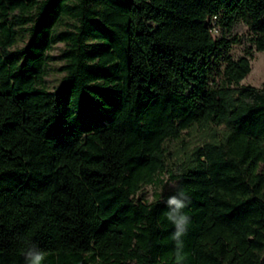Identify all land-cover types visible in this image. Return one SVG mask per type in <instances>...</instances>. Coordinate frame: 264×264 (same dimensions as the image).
Returning <instances> with one entry per match:
<instances>
[{"label": "trees", "instance_id": "16d2710c", "mask_svg": "<svg viewBox=\"0 0 264 264\" xmlns=\"http://www.w3.org/2000/svg\"><path fill=\"white\" fill-rule=\"evenodd\" d=\"M249 27L234 40L211 20ZM264 0H0V264H177L164 201L190 217L181 264H264ZM26 37L22 46L17 44ZM62 43V84L44 83ZM206 140L169 163L165 143ZM173 182L154 200L144 185Z\"/></svg>", "mask_w": 264, "mask_h": 264}, {"label": "rangeland", "instance_id": "374dc122", "mask_svg": "<svg viewBox=\"0 0 264 264\" xmlns=\"http://www.w3.org/2000/svg\"><path fill=\"white\" fill-rule=\"evenodd\" d=\"M260 21L264 22V17ZM209 23L213 26L211 34L214 38H225L228 40H234L235 38V41H232L228 49L222 51L221 54L216 52L212 57L214 62L213 72H216L215 76L219 80L218 68L223 64L224 58L230 56L232 59H237L244 55L246 48L249 46L250 32L247 23L240 19L236 20L230 29H227L225 26L226 20L222 14L218 16V19H212ZM25 41L26 37H23L17 46H22ZM61 50L62 43L57 42L48 52L51 59L47 61L44 73V83L48 89H54L62 84L64 73L59 70L63 64L60 58ZM250 63L251 71L241 80L239 85L259 87L264 82V52L253 51ZM182 140H168L164 144L169 154V163L175 162L182 156V148L189 150L194 146L201 145L206 140V136L202 131L192 129L189 132L182 133ZM163 179V184L142 186L136 197L141 199L142 202L148 203L154 200L163 189H171L173 182L168 181L166 175H163Z\"/></svg>", "mask_w": 264, "mask_h": 264}, {"label": "clouds", "instance_id": "9594fccd", "mask_svg": "<svg viewBox=\"0 0 264 264\" xmlns=\"http://www.w3.org/2000/svg\"><path fill=\"white\" fill-rule=\"evenodd\" d=\"M164 203L167 206L166 218L174 226L172 239L175 242V259L177 264L185 259L183 253V235L187 232V227L190 223V217L184 209L189 203L186 193L180 189L176 194L170 195ZM25 264H42L45 259V253L35 243L28 245L23 252Z\"/></svg>", "mask_w": 264, "mask_h": 264}, {"label": "built area", "instance_id": "2783aa9c", "mask_svg": "<svg viewBox=\"0 0 264 264\" xmlns=\"http://www.w3.org/2000/svg\"><path fill=\"white\" fill-rule=\"evenodd\" d=\"M215 19V17H213Z\"/></svg>", "mask_w": 264, "mask_h": 264}]
</instances>
